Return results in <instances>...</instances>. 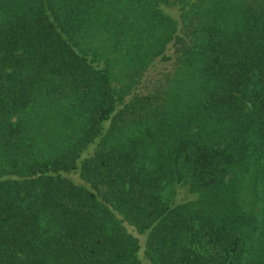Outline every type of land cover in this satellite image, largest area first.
I'll use <instances>...</instances> for the list:
<instances>
[{
    "label": "trees",
    "instance_id": "16d2710c",
    "mask_svg": "<svg viewBox=\"0 0 264 264\" xmlns=\"http://www.w3.org/2000/svg\"><path fill=\"white\" fill-rule=\"evenodd\" d=\"M0 264H264V0H0Z\"/></svg>",
    "mask_w": 264,
    "mask_h": 264
},
{
    "label": "rangeland",
    "instance_id": "374dc122",
    "mask_svg": "<svg viewBox=\"0 0 264 264\" xmlns=\"http://www.w3.org/2000/svg\"><path fill=\"white\" fill-rule=\"evenodd\" d=\"M173 68L170 62L160 61L156 68L146 72L143 80L138 85L139 91H154L156 88L161 86L165 81L166 73Z\"/></svg>",
    "mask_w": 264,
    "mask_h": 264
}]
</instances>
